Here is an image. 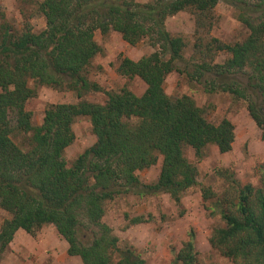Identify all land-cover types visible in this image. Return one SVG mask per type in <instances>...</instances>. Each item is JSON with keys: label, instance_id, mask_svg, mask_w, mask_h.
<instances>
[{"label": "trees", "instance_id": "obj_1", "mask_svg": "<svg viewBox=\"0 0 264 264\" xmlns=\"http://www.w3.org/2000/svg\"><path fill=\"white\" fill-rule=\"evenodd\" d=\"M220 2L237 12L246 29L241 42L228 45L210 36ZM38 11L45 21L39 33L0 24V209L10 216L0 226V260L18 231L32 235L50 225L67 244L68 256L81 264H146L132 247L119 246L103 222L104 203L126 194H167L178 203L198 177L185 149L198 161L209 146L220 154L231 151L235 133L229 120L214 124L192 98L166 95L164 81L174 72L205 93L245 103L264 142V0H41ZM183 11L194 13L197 36L210 39L207 52L229 54L224 63H182V38L167 31L165 20ZM97 31L118 33L130 46L149 41L153 53L137 61L123 58L117 68L120 76L139 79L144 93L136 96L122 88L104 92V104L51 105L42 123L33 126L25 109L36 93L29 82L76 92L79 99L103 92L87 78L101 52ZM81 117L89 120L95 142L69 165L64 152L75 140L72 125ZM17 133L30 134L27 151L13 142ZM159 158L156 181L142 184L136 174L156 166ZM259 173L258 187L241 186L228 176L234 193L201 191L205 202L212 201L210 214L222 222L211 231L210 247L235 264H264V164ZM142 222V217L130 220L131 225ZM197 256L190 235L172 264H197Z\"/></svg>", "mask_w": 264, "mask_h": 264}, {"label": "rangeland", "instance_id": "obj_2", "mask_svg": "<svg viewBox=\"0 0 264 264\" xmlns=\"http://www.w3.org/2000/svg\"><path fill=\"white\" fill-rule=\"evenodd\" d=\"M40 1L0 0V24L10 25L17 32L29 26L34 33H39L45 28L44 18L38 11ZM129 1L146 4L153 0ZM212 15V38L228 45L244 40L247 31L239 23L237 12L232 7L220 2ZM165 27L172 36L182 38L184 65H191L200 60L222 64L229 57V54L223 52H207L210 39L204 33L197 36L192 11L179 12L167 18ZM94 38L101 52L87 69V78L98 84L103 92L84 94L79 99L76 92L55 90L29 82V87L36 93L26 103L25 109L32 114L33 126L42 123L44 112L51 105L76 104L80 101L104 104V92H118L122 88L128 89L136 96L144 93L146 87L139 79L124 78L117 73V68L123 58L137 61L153 53L149 41L145 39L135 46H130L118 33L110 32L103 36L98 31L95 32ZM198 38L201 39L197 40ZM199 49L204 50L203 53L199 54ZM163 88L170 97L192 98L214 124L223 119L229 120L235 133L232 149L227 154H220L216 147L209 146L200 161L195 158L192 150L185 149L184 156L196 166L198 177L197 184L183 193L178 203L167 194L150 197L126 194L104 203L103 222L118 238L121 248L132 247L146 264H172L174 254L182 248L190 235L194 237L198 253L197 264H235L210 247L211 231L222 226V222L218 216L210 214L214 210L212 201L205 202L201 191L208 188L217 196L234 193V189L231 190L229 186L231 179H227L228 176L241 186H259V168L264 164V142L261 140L260 131L249 117L245 103L234 101L228 94L205 93L200 85L189 81L184 74L174 72L168 75ZM72 129L75 140L64 152V159L69 165L95 142L87 118H77ZM29 135L17 133L12 136V140L22 151H27ZM161 162L162 158H159L156 166L136 174L142 184H152L156 181ZM9 217L0 209V226ZM135 217H142L144 222L131 225L130 220ZM0 263L81 264V261L78 257L68 256L65 241L53 226L47 225L32 235L18 231L2 254Z\"/></svg>", "mask_w": 264, "mask_h": 264}]
</instances>
